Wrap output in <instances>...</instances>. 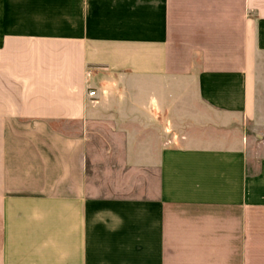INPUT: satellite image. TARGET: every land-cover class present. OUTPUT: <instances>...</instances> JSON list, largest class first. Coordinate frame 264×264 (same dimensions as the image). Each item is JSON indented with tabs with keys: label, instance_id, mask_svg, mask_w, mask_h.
Masks as SVG:
<instances>
[{
	"label": "crops",
	"instance_id": "0c3cea01",
	"mask_svg": "<svg viewBox=\"0 0 264 264\" xmlns=\"http://www.w3.org/2000/svg\"><path fill=\"white\" fill-rule=\"evenodd\" d=\"M0 264H264V0H0Z\"/></svg>",
	"mask_w": 264,
	"mask_h": 264
},
{
	"label": "built area",
	"instance_id": "2783aa9c",
	"mask_svg": "<svg viewBox=\"0 0 264 264\" xmlns=\"http://www.w3.org/2000/svg\"><path fill=\"white\" fill-rule=\"evenodd\" d=\"M88 75H90V72H88ZM94 94V91H91V92H89V95H93Z\"/></svg>",
	"mask_w": 264,
	"mask_h": 264
}]
</instances>
